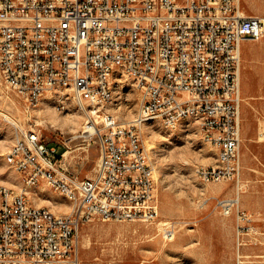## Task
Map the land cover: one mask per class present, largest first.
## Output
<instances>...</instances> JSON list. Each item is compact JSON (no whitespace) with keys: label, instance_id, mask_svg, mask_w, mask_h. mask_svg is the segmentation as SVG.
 Instances as JSON below:
<instances>
[{"label":"built area","instance_id":"2783aa9c","mask_svg":"<svg viewBox=\"0 0 264 264\" xmlns=\"http://www.w3.org/2000/svg\"><path fill=\"white\" fill-rule=\"evenodd\" d=\"M262 37L264 17L244 14L239 0H0V78L28 107L56 91L73 93L99 149L92 174L80 178L67 157L75 136L53 140L63 149L55 155L38 132L14 123L4 157L24 186L0 185V264H80L81 223L157 218L156 168L141 135L145 114H156L168 129L193 117L217 149V164L196 174L204 182L234 179L235 62L242 41ZM122 76L143 88L141 117L125 123L107 99L108 83L117 86ZM41 183L63 198L74 195L68 207L75 215L32 204L30 192ZM220 206L229 212V203Z\"/></svg>","mask_w":264,"mask_h":264},{"label":"rangeland","instance_id":"374dc122","mask_svg":"<svg viewBox=\"0 0 264 264\" xmlns=\"http://www.w3.org/2000/svg\"><path fill=\"white\" fill-rule=\"evenodd\" d=\"M239 4L244 14L264 17V0ZM240 48L238 175L222 181L199 178L197 168L217 164V149L202 136L195 119L171 129L160 120L144 122L143 143L156 168L157 218L144 222L93 217L81 223L80 264H264V37L244 40ZM116 82L111 111L125 123L136 116L139 92L124 76ZM85 119L68 90L28 107L0 78V185L13 190L22 185L13 161L4 157L14 140V123L38 132L48 146L56 147L55 155L63 149L53 140L75 136L68 160L80 178L90 176L99 149L95 138L80 137L86 134ZM29 198L55 213L69 212L70 202L45 184L35 185ZM224 202L229 203L228 213L220 206Z\"/></svg>","mask_w":264,"mask_h":264},{"label":"bare ground","instance_id":"6f19581e","mask_svg":"<svg viewBox=\"0 0 264 264\" xmlns=\"http://www.w3.org/2000/svg\"><path fill=\"white\" fill-rule=\"evenodd\" d=\"M239 64H240V61H236L235 62V70H238V67H239ZM114 86L115 84L114 83H108V86H107V99L108 101H111L112 103V100H113V96H114ZM134 86L136 88V90H138L139 92V98H138V104H140V98H142L143 96V88L141 87H136V84L134 83ZM44 97V96H43ZM65 97V96H64ZM69 97V96H68ZM72 99H73V93H72ZM68 100V99H66ZM61 101H63L61 99ZM78 108L81 110V112L83 111V106L82 104H77L75 103ZM117 105V104H115ZM135 117H141V110H139V107H138V111L136 113V116ZM188 118H193V117H190V116H183L181 118H179L178 122H177V125L185 120V119H188ZM153 120H160V119H157V115L156 114H145L144 115V122H147V121H153ZM161 121V120H160ZM197 121V120H196ZM71 122L73 123V119H71ZM162 122V121H161ZM198 122V121H197ZM163 124H165L167 126V122H162ZM175 125V126H177ZM199 125V124H198ZM174 126V127H175ZM84 128H88V129H83V132H85L86 134L85 135H82V137L84 136V138H87V140H89L90 136H92V128H89V126L85 125ZM210 142H213L212 139H209L207 138ZM85 148V147H83ZM67 154V153H66ZM13 161V160H12ZM22 180V185L21 186H24V179H21ZM35 186V185H34ZM64 197L70 202V203H74V195H64ZM232 205V204H231ZM3 207V199L1 200V206L0 208ZM55 209V208H54ZM69 209V212H68V215H75V207H68Z\"/></svg>","mask_w":264,"mask_h":264},{"label":"crops","instance_id":"0c3cea01","mask_svg":"<svg viewBox=\"0 0 264 264\" xmlns=\"http://www.w3.org/2000/svg\"><path fill=\"white\" fill-rule=\"evenodd\" d=\"M37 205H41V204H37Z\"/></svg>","mask_w":264,"mask_h":264},{"label":"trees","instance_id":"16d2710c","mask_svg":"<svg viewBox=\"0 0 264 264\" xmlns=\"http://www.w3.org/2000/svg\"><path fill=\"white\" fill-rule=\"evenodd\" d=\"M62 152V151H61Z\"/></svg>","mask_w":264,"mask_h":264}]
</instances>
